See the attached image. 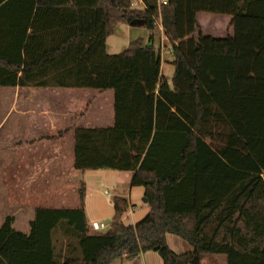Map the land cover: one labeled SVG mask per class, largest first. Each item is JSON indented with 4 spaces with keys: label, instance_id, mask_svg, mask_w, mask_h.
<instances>
[{
    "label": "trees",
    "instance_id": "trees-1",
    "mask_svg": "<svg viewBox=\"0 0 264 264\" xmlns=\"http://www.w3.org/2000/svg\"><path fill=\"white\" fill-rule=\"evenodd\" d=\"M135 1L0 0V88L114 90L116 125L77 130L75 168L132 172L151 209L126 225L131 206L116 197L110 228L94 231L83 185L80 208L37 209L29 235L8 217L0 264H112L150 251L164 264H264V70L250 65L264 52V0ZM202 13L230 16L234 36L205 35ZM121 23L153 34L109 55ZM160 25L172 85L155 46ZM168 235L193 252L176 254Z\"/></svg>",
    "mask_w": 264,
    "mask_h": 264
},
{
    "label": "crops",
    "instance_id": "crops-1",
    "mask_svg": "<svg viewBox=\"0 0 264 264\" xmlns=\"http://www.w3.org/2000/svg\"><path fill=\"white\" fill-rule=\"evenodd\" d=\"M199 16L202 32L208 35ZM138 27L119 24L106 41L107 53L118 55L132 41L143 39L137 37L140 36L135 32ZM226 32L225 37L208 36L216 39L233 37L234 27L230 25ZM158 37L161 53L171 49V42L161 25ZM256 53L259 55L255 57ZM256 53H252L250 65L264 70V52ZM161 72L166 79L163 57ZM115 125L114 90L1 87L0 226L10 217L15 231L29 235L37 209L80 208L83 185L90 225L95 222L104 224L103 232L110 228L116 197L127 199L131 206L123 220L126 225H135L145 219L151 209L145 201V188L132 185V172H82L75 168L77 130L109 129ZM167 242L176 254L193 252V248L177 236L168 235ZM112 264L164 262L158 253L150 251L135 260H116Z\"/></svg>",
    "mask_w": 264,
    "mask_h": 264
},
{
    "label": "rangeland",
    "instance_id": "rangeland-1",
    "mask_svg": "<svg viewBox=\"0 0 264 264\" xmlns=\"http://www.w3.org/2000/svg\"><path fill=\"white\" fill-rule=\"evenodd\" d=\"M199 18L203 26L205 27L206 33L208 35L212 34L214 36H222V37H225V35H227L226 31L231 25L230 23L232 20L230 16L207 14V13L200 14ZM212 18L213 19L216 18V19L213 20ZM227 19L229 21H227ZM135 32H137L140 35L137 37L143 38L146 42L150 41V38L153 34L151 30L145 27H138ZM154 39H155V46L158 50L160 47L158 33L155 34ZM162 57H163V64H164V74L163 75L168 80V82L172 85V80H173L174 73H175V67L173 64L174 57L171 52V49L163 50ZM200 264H226V261L224 257L209 256V257H206L203 261H201Z\"/></svg>",
    "mask_w": 264,
    "mask_h": 264
},
{
    "label": "built area",
    "instance_id": "built-area-1",
    "mask_svg": "<svg viewBox=\"0 0 264 264\" xmlns=\"http://www.w3.org/2000/svg\"><path fill=\"white\" fill-rule=\"evenodd\" d=\"M159 3L163 2V4H166V1L164 0H158ZM141 4H142V0H136L134 3H133V7L134 8H141ZM91 229L94 230V231H103L105 229V225L102 224V223H98V222H95L93 224H91Z\"/></svg>",
    "mask_w": 264,
    "mask_h": 264
},
{
    "label": "water",
    "instance_id": "water-1",
    "mask_svg": "<svg viewBox=\"0 0 264 264\" xmlns=\"http://www.w3.org/2000/svg\"><path fill=\"white\" fill-rule=\"evenodd\" d=\"M133 24H135V22H133ZM145 201L147 202V200L145 199ZM195 260H198V257H195Z\"/></svg>",
    "mask_w": 264,
    "mask_h": 264
}]
</instances>
